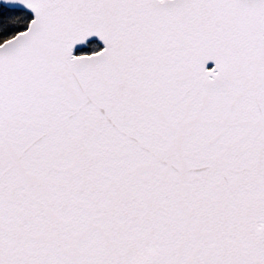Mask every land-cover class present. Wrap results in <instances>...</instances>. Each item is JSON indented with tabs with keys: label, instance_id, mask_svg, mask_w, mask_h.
<instances>
[{
	"label": "snow or ice",
	"instance_id": "obj_1",
	"mask_svg": "<svg viewBox=\"0 0 264 264\" xmlns=\"http://www.w3.org/2000/svg\"><path fill=\"white\" fill-rule=\"evenodd\" d=\"M0 264H264V0H0Z\"/></svg>",
	"mask_w": 264,
	"mask_h": 264
}]
</instances>
